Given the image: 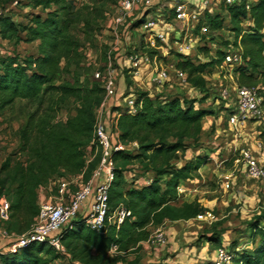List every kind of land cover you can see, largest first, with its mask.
<instances>
[{
    "label": "trees",
    "instance_id": "1",
    "mask_svg": "<svg viewBox=\"0 0 264 264\" xmlns=\"http://www.w3.org/2000/svg\"><path fill=\"white\" fill-rule=\"evenodd\" d=\"M247 5L239 0L225 6L234 36L230 47L240 50L243 58L242 65L235 69L236 81L239 87L259 88L264 100V0H257L250 11ZM42 6L45 10L51 7L57 10L45 19L34 18V26L28 31L40 43L39 57L27 63L13 57L0 59V118L9 112L15 114L19 104L25 105L28 111L20 131L22 149L28 150L27 162L9 157L0 167V206L10 205L6 232L8 236H17L1 243V250H7L31 231L40 212L37 202L40 189L54 178L77 177L84 172L85 181H89L94 171V167H87L86 149L97 144L95 109L101 100L92 91L64 79L70 67L78 65L82 58L73 36L81 10L68 0H44L38 4ZM148 11L143 9L138 16L140 25L144 24ZM204 20L212 33L221 32L225 26L222 15L212 13L211 8ZM230 52L233 51L226 55ZM224 58L196 64L182 56L176 67L206 100L209 70L221 66ZM29 64L34 67L31 74ZM70 99L78 101L80 107L76 116L61 123L59 113ZM192 100L196 99L176 97L162 101L144 92L138 95L135 114L129 110L120 112L119 137L113 138L112 147L136 144L137 154L112 149L115 174L109 191L110 213L119 208L131 212V217L119 228L108 226L105 234L98 233L80 216L57 234L66 250L64 254L48 244L32 245L15 254L0 255L1 264H55L64 258L71 264H139V261L128 263L126 256L138 252L141 244L150 239V228L194 220L205 214L207 210L198 200L180 205L179 188L183 182L200 177L207 158L193 157L180 168L173 165L179 153L184 155L188 151L187 143L199 142L204 120L214 116ZM260 138L264 141V130ZM136 163L147 174H154L153 180L124 189L125 179L117 167ZM259 221L263 223L264 215ZM210 242L219 244L220 239L211 238ZM114 246L118 247L117 254H111ZM233 246L232 250L222 248L239 250L237 244ZM235 264H264V239L258 248L236 252Z\"/></svg>",
    "mask_w": 264,
    "mask_h": 264
},
{
    "label": "rangeland",
    "instance_id": "2",
    "mask_svg": "<svg viewBox=\"0 0 264 264\" xmlns=\"http://www.w3.org/2000/svg\"><path fill=\"white\" fill-rule=\"evenodd\" d=\"M42 1L44 0H0V59L13 57L19 62L27 63L29 60L39 57L40 43L34 41L28 35V31L34 26V18L40 16L45 19L50 13L57 10L56 7H51L48 10H45L43 6L38 7V4ZM68 1L73 2L75 7L81 10V15L77 18L78 22L74 26L73 36L80 46L79 52L82 58L78 65L75 64L70 67L69 72L64 75V79L71 84H78L83 89L92 91L95 97L100 98L101 101L95 109L96 120L98 118L107 120V111L110 105L108 107L106 105L104 108L102 106L107 99L104 84L110 65L112 71H114L116 81H118L120 71L126 75L128 93L132 89L137 101L138 95L147 91L145 88L148 87L149 83L146 72H149L150 68L151 71L156 67L172 70V67L177 66L182 56L189 57L196 64L209 63L224 58L229 51H235L233 47H230V45L233 46L234 36L231 31L229 13L224 4L225 0H213V3L209 6L212 13L222 15L225 23L223 30L217 33L216 38L211 35L208 37L202 36L200 31L196 30L197 28L192 30V28L189 29L188 26L181 23H171V19L175 16L173 11L180 4V0H158L159 2L157 1L152 7L148 8L149 11L145 14L144 24L166 20L167 24L173 25L175 31L168 44H162L155 38L157 30L151 32L140 27L141 22L138 21V16L143 9L135 12L126 19L123 25L118 26L115 21L120 13L121 0ZM256 1L240 0V2H247L249 5L255 4ZM169 16L171 19L167 20ZM191 39L199 40L200 43L193 42ZM152 42L156 43V47H162L163 49L160 52L154 49ZM183 43H186V46L190 45L192 50L182 52L180 47ZM132 56H138L139 64L137 66L132 64ZM119 61H130V64L127 65L128 67L120 68ZM161 61H164L162 65ZM28 68L31 74L34 67L29 64ZM235 69L229 73L227 71L230 69H222L217 65L210 69L207 77L209 98L204 100L202 96L192 100L195 105L212 112L214 116H221L224 118L223 121H227L236 104V87L238 85L234 74ZM224 90L229 92L227 98L222 95ZM135 103L131 105L133 108H135ZM24 107L25 105L19 104L15 114L9 112L0 118V167L9 157H13L14 160L19 162H27L28 150L24 151L22 149L24 142L20 136L26 118L25 113H28L27 108L24 109ZM79 107L80 103L78 101L70 99L63 105L58 121L61 123L67 122L68 119L76 116V110ZM131 109H129V112ZM109 121L114 125L115 121L112 118H109ZM258 121L264 123V115L261 120H254L247 124V128L243 127V131L257 136L264 128V125L258 126L256 124ZM226 125L228 127L227 123ZM207 138L208 135L203 143H187L189 145L188 151L184 155L179 153L178 159L173 162V165L178 168L182 167L184 162L189 161L188 159L191 157L193 158L194 152L197 151L200 145H208ZM202 140L203 138H200L199 141ZM125 152L128 155H135L137 154V148L125 149ZM239 153L238 151L234 154L235 156L230 154L231 156L227 157L235 160ZM101 157L102 150L98 144L87 148V167H94V171H96ZM228 163H223V166L225 168L230 167L231 164ZM121 164L119 165L121 166ZM120 166L117 168L123 173L125 179L124 189H130L135 183L139 186L137 182H142L149 177L140 163L123 168ZM238 169L239 175L237 176L242 178L241 185H235L233 192L236 193L235 198L238 200L243 199V201L238 202L235 199L233 200L236 201L235 204H232L231 196H224L223 184L216 179L198 186L196 188L199 191L197 198L192 197L193 194H190L183 199L185 202H189L196 198L203 205H211L209 202L214 201L213 206H209L212 208L208 212L212 217L207 220L209 222L204 221L206 224H202L196 242L198 245L209 243L211 253H215L222 247L232 250L234 244H237L238 247L243 245L255 246L256 244L260 246L262 239H264V221L261 224L259 221L264 215V181L251 180L246 177L241 167H238ZM153 176L154 174L151 175V177ZM166 180L165 177L164 181ZM239 187H243V191L238 190ZM46 188L44 194L49 201L52 197L57 198L56 191L51 190L49 184ZM73 191L75 192V189ZM242 192L246 194V199H244V195L241 196ZM181 202L182 199L179 197V203ZM6 225V223H0V240L2 243L8 241L11 237L17 238L14 235L8 236ZM211 238L220 239V243L210 242ZM239 249L240 253L246 251L241 247ZM55 264L65 263L61 260Z\"/></svg>",
    "mask_w": 264,
    "mask_h": 264
},
{
    "label": "built area",
    "instance_id": "3",
    "mask_svg": "<svg viewBox=\"0 0 264 264\" xmlns=\"http://www.w3.org/2000/svg\"><path fill=\"white\" fill-rule=\"evenodd\" d=\"M158 0H121L119 6V15L116 18L118 26L123 25L128 17L141 9L152 7ZM239 0H225L226 7L234 5ZM159 2V1H158ZM213 3V0H180L174 9V17L169 16L171 23H181L188 26L189 29L199 30L202 36L212 35L217 37V33H212L204 22L206 11ZM173 10V9H172ZM247 10H251V5H247ZM141 28L148 31H156L155 38L162 44H168L173 36L175 27L166 23V20L157 23L151 22L143 24ZM264 33V30H263ZM189 35V34H187ZM176 40V39H175ZM193 42L200 43L199 40L191 39ZM153 48L160 52L162 47H156V43H151ZM182 52L191 51L190 45L183 43L180 47ZM132 64H139L138 56L131 57ZM243 58L240 50L230 52L225 56L220 68L230 69L232 72L236 67L242 65ZM152 82L156 85H162L176 79L184 85H189L187 76L179 71L176 66L170 69L155 68ZM229 73V72H228ZM104 90L106 92V101L103 108L110 105L111 100L118 91V82L116 81L114 71L110 68L105 77ZM224 98L229 96V92L224 90ZM136 110L131 109L130 114H135ZM264 115V100L260 95L257 87H236V104L233 114L230 116V126L235 136H240L243 127L254 120H261ZM94 136L97 144L101 147L102 157L99 167L94 171L93 177L85 181V172L77 177L54 178L49 183V188L55 190L57 198L52 197L50 201L40 207V212L28 235L23 236L18 243L12 245L6 251L0 249V255L6 253L15 254L21 249L28 248L32 245L48 244L57 252L64 254L65 248L61 238L57 235L60 231L68 227L74 220L80 216L85 217V223L88 227L98 233L105 234L108 226L120 227L127 219L131 217V212L124 208H119L110 213L109 191L114 181L115 165L112 158V149L122 151L123 146L112 147L113 137L107 131L106 120L98 118L95 124ZM239 156L235 159L237 167L243 169L247 178L254 181H264V165L260 163L257 157L249 150H240ZM98 182L94 189L95 183ZM75 189V192L73 191ZM85 208V210H84ZM9 203H3L0 206V223L9 220ZM210 218L212 215L206 213L198 219ZM168 237L162 226L154 227V235L150 237L148 243L155 250H161L168 246ZM229 251L226 248H220L216 251V264H235L236 252ZM118 247L114 246L111 254H117ZM63 263L71 264L67 258Z\"/></svg>",
    "mask_w": 264,
    "mask_h": 264
},
{
    "label": "crops",
    "instance_id": "4",
    "mask_svg": "<svg viewBox=\"0 0 264 264\" xmlns=\"http://www.w3.org/2000/svg\"><path fill=\"white\" fill-rule=\"evenodd\" d=\"M163 62L161 61V65ZM129 64L130 61L127 62L119 61L118 65L121 66V67L119 66L120 68H124L127 65L129 66ZM153 72L154 70L151 71V68L149 72H146V75L148 76L147 80L149 84L148 87L145 88V90H147L146 93L151 98H157L158 96L162 101H166L167 99L176 98V97L186 98L188 100L201 97V95L190 85H184L176 79H171L170 81L163 83L162 85L154 84L152 82V77L154 74ZM126 80H127L126 75H124V73L120 71L118 77V85H119L118 92L116 93L115 97L111 100L109 106L110 108L107 111V120H106L107 131L115 139L119 137L117 123L120 116V112L129 110L130 108L136 110V107L133 108V106H131L136 101V95H134L132 89H130L128 93ZM118 107L121 110H119ZM109 118H112V120L115 121L114 125L111 124ZM206 119L203 122L204 126L201 134V138H203V140L199 141V143L201 142L203 143L204 139L206 140V136L208 135L207 138L208 145L207 146L200 145L197 148V151L194 152L193 157H197V156L206 157L208 163L204 165L203 168L200 170L199 172L200 177L198 179L183 182L181 184L179 188V193L182 202L180 203V205L182 203H185V200L183 199L186 195L188 196L190 194H193L191 196L196 197L199 194V191L196 188H198V186L205 185L208 183V181H213L214 179L220 181L223 184L222 187H223V191L225 192L224 196L225 195L226 197H228V195L231 196L232 204H235L236 201H233L235 199L238 202L240 200L243 201V199L238 200L237 198H235L236 193L233 192V189L235 185L238 184L241 185L242 178H238L237 176L239 175L238 174L239 169L235 164V160L229 159L228 157H230L231 155L233 156L240 150L247 149L257 157V159L260 161L262 165H264V141L260 138L264 128L261 129V131L257 134V136H255V134H250L249 132H245L242 130L241 135L238 137L234 135V132L230 126V122H229L230 118H228L227 121H223L224 118L221 116H212ZM205 123L207 124L206 126ZM226 123L228 124V127ZM256 124L258 126L264 125L262 121H258L256 122ZM244 127L247 128L248 126L246 125ZM132 148L134 149L137 148V145L133 144L127 147H123V149H132ZM223 163L231 164V166L225 168L223 166ZM151 175H152L151 173L147 174V176H149L148 179L142 182H138L139 185L149 184L153 180V177H151ZM97 184L98 182L95 183L94 189L97 187ZM46 189L47 188L45 187L38 191L37 202L40 207L44 203L49 201L47 199V196L44 194ZM238 190L243 191V187H239ZM242 195H244V199H246V194L244 192H242L241 196ZM196 198L193 201H189L188 203L194 202L195 200H197ZM198 201L200 202V200ZM213 203L214 201H210L209 204L211 205L202 204L207 210L206 213H208L209 209L212 208L209 206H213ZM207 220H209V218L205 217L204 219L197 218L190 221H179L175 223H167L165 225H162L168 237V241H169L168 246L159 251L153 249L148 243V241L143 242L138 252H134L126 256L127 262L130 263L134 261H139V264H156L160 262L166 264H216L217 262L216 252L215 253L210 252L209 243L202 245H198L196 243L198 240L199 230L202 228V224L204 223V221L209 222ZM149 231L151 233L150 237H153L154 227L150 228ZM1 243L2 241L0 240V245ZM239 247H241V249L243 250H253L254 248H258V245L257 244L255 246L243 245ZM2 251H6V250L2 249Z\"/></svg>",
    "mask_w": 264,
    "mask_h": 264
}]
</instances>
